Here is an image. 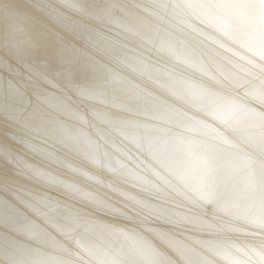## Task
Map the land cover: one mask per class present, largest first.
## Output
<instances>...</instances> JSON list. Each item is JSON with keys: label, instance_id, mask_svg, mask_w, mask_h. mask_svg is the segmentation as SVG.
<instances>
[{"label": "bare ground", "instance_id": "bare-ground-1", "mask_svg": "<svg viewBox=\"0 0 264 264\" xmlns=\"http://www.w3.org/2000/svg\"><path fill=\"white\" fill-rule=\"evenodd\" d=\"M0 264H264V0H0Z\"/></svg>", "mask_w": 264, "mask_h": 264}]
</instances>
